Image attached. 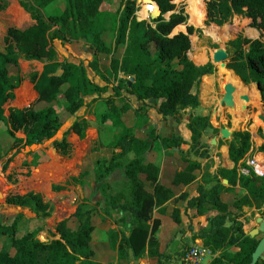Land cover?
Listing matches in <instances>:
<instances>
[{"label":"trees","instance_id":"16d2710c","mask_svg":"<svg viewBox=\"0 0 264 264\" xmlns=\"http://www.w3.org/2000/svg\"><path fill=\"white\" fill-rule=\"evenodd\" d=\"M52 1L20 0L23 16L21 27H9L2 37L4 50H0V121L6 125L12 141L6 150V155L10 156L3 162V170L7 169L14 154L22 146L44 144L48 140H53L52 146L62 156L69 157L74 153V144L66 134L70 130L81 134L90 126L87 119H77L61 139H54L63 121L53 102L63 96L65 109L74 115L86 104V97L98 95L103 90L88 76L84 62L76 64L57 59L54 46L56 39H87L96 53L112 52L108 73L115 77L119 73L132 77L130 85L129 78L121 80L127 91L138 100L160 99L158 112L163 117L176 116L182 110L200 105L199 96L193 88L202 78L213 74L217 67L211 61L196 63L189 57L192 46L190 35L197 28L186 25L185 29L173 33L179 25L187 24L184 11H174L176 0H152L156 5L154 13H159L158 17L151 18L152 23L132 17L135 10L133 0H125L118 15L101 9L105 0H66L61 13L46 17L42 9ZM201 1L205 4V0ZM6 7L5 3L0 5L2 10ZM234 14L251 18L253 27L264 30V0L207 1L209 23L223 25ZM108 16L112 19L115 31L113 50L107 46L104 38ZM21 55L28 59L46 61L41 72H35L29 77V86L36 98L27 105L16 101L21 78L15 79L10 74V66L19 65ZM88 66L99 72L97 59L90 61ZM219 68L226 74V80L230 75L237 74L245 84H258L264 103V40L243 37L229 52L226 64L219 63ZM38 104L41 106L37 107ZM106 104L107 112L101 114L102 123L109 122L121 128V132L110 143L113 150L119 151H114L109 159L97 160L99 177H108L116 170L123 177L116 183L113 192L104 193L103 209L100 212L105 215H111L114 211L120 213V222L126 231L111 232L113 247L117 246L120 256L129 258L132 253L139 257L148 253L151 257L161 258L163 253L159 250L156 236L160 219L154 217V209L174 196L173 186L189 184L201 173V161L191 158L190 151L195 156L207 154L208 145L202 141V136L211 125L209 116H190V140L179 134L160 137L167 149H182L184 144L189 146L188 150L180 153L187 166L175 171L170 183H167L160 179L159 165L147 160L146 153L155 138L154 129H150L146 136L138 135L123 121V114L130 109L128 104L118 105L113 95L106 98ZM18 132L24 136H18ZM227 144L229 158L235 166L231 169L220 167L215 175L217 182L210 188L205 187L207 181L203 180L199 184L198 195L189 202H196L199 214H203L202 204L205 202L213 205L217 211L209 217L208 229L196 236L203 238L204 244L212 252L220 251V255L210 264H251L252 254L260 238L251 237L244 231L243 226L237 222V210L245 206L258 209L264 206V175L257 176L253 172L244 174L240 171L241 167L246 166L245 158L251 147L249 131L234 130ZM259 150L264 151V143ZM130 153H133L132 158L129 157ZM72 178L77 180L76 177ZM221 179L227 180L231 186L243 188L246 193L232 204L224 201L222 193L227 187L222 185ZM148 182L152 184L151 188ZM52 189L60 192L67 187L53 184ZM6 203L27 208L40 220L50 217L52 211L50 202L41 192L33 189L25 193L19 190L8 192ZM97 213L96 207L78 205L73 213L78 220V227L71 228L68 219L64 218L57 223L52 238L46 240L38 237L41 227L33 228L31 220L24 219L22 213L11 217L0 215V264H97L95 250L91 247V233L95 228L93 217ZM172 216L176 222H181L179 209L175 208ZM233 246L238 248L236 252L228 250ZM255 264H264V257Z\"/></svg>","mask_w":264,"mask_h":264},{"label":"rangeland","instance_id":"374dc122","mask_svg":"<svg viewBox=\"0 0 264 264\" xmlns=\"http://www.w3.org/2000/svg\"><path fill=\"white\" fill-rule=\"evenodd\" d=\"M19 1L20 0H0V5L3 3L7 5L6 9H0V50H4L2 37L7 32L9 27H21L23 16L21 8L18 5ZM207 1L208 0H205V16L194 24L189 21V14L187 11L188 0L175 1L176 8L174 11L183 10L187 15V24L179 25L176 29H185L186 25H193L195 28H197V30L190 35L192 46L188 53L189 57L196 63H206L211 61L217 67V70L213 74L202 78L201 82L196 84L193 88V90L199 96L200 105L194 109H190V111L182 110L179 113V117H177V115L173 117H177L178 120H182L183 118H188V116L191 115L209 116L211 125L206 128L202 136V141L208 145V149H206L207 154L203 156H195L194 153L190 151V156L191 158L203 161L204 164L200 173L202 176L200 178L199 184L202 183L203 180H206L207 182L205 183V187L210 188L217 182L215 175L217 174L216 171L220 168L217 160L211 158L216 148V144L211 142L212 139L219 138V144H225L229 139H231L234 130H242L249 131L251 134V142L255 147H257V152H259L260 146L264 143V103L262 100L257 101L258 91L256 88H258V86L251 83L245 84L243 81L238 83L243 89H246L249 94L253 96V99L251 100L249 98V101L243 104L245 106V113H236L235 111H232L231 105L226 102L228 92L232 89V86L229 84L230 80H226V74L222 73L219 68V63H226L229 52L233 50L234 46L238 44L243 37L261 38L264 40V30H259L253 27L252 19L246 17L243 14H234L233 17H231L223 25H216L214 23L207 22ZM65 5L66 0H56L52 6L47 7L45 14L46 17H48L50 13H61ZM157 13L158 12L155 14ZM107 18V23L111 24V17L108 16ZM214 26H218L216 32L220 37L219 40L213 38L210 35V31ZM250 29L256 31H251ZM40 68L41 63H31L30 59L24 57L23 55L20 56L19 65L10 66L11 76L15 79L21 78V85L18 89L16 98V101L19 104L27 105L30 102H33V92L28 88L27 82H29V77L33 73L40 71ZM103 77H105V81L108 83L107 87H109L110 83H112L113 75H103ZM115 79L117 80V77ZM123 83L124 81L120 79L119 84L122 88L124 87ZM113 87L117 94L119 92L118 88L114 85ZM237 100L238 96L235 97V103L239 101ZM54 105L60 111L63 121L62 127L55 136L56 138H60L65 133V127H67L69 123H72L74 118L73 115L69 114L65 109L66 103L64 105L62 96H60L59 99L54 102ZM38 106H41V104H38L37 107ZM85 113L86 110L82 115ZM82 115L79 117H82ZM95 116L96 122L93 121L90 126H95L98 128V125L101 124L102 121L98 114ZM256 116L258 117L256 118ZM260 117L263 120H260ZM93 118L91 120H94ZM255 119L259 121V124L256 126H254V124L257 122ZM89 127L81 134H78L81 139L79 144H75L76 142L73 140L75 138L72 137L73 135H71V133L68 135L69 139L77 147V150L76 147H74V153L69 157L62 156L52 146V140H48L44 144L22 146L20 151L14 154L12 160L8 164L7 169L3 170V162L10 156L6 155V150L11 146L12 141L7 134L6 125L0 121V215L11 217L22 213L24 215V219L31 220V226L33 228L36 229L41 227L38 237L42 240L52 238V232L56 231L55 227L63 217H71L72 221L70 222V225L73 227V223L76 221V218L73 217V213L80 204L87 207H96L98 213L95 214V216L101 215V217L103 216V218H107L102 212L99 214L103 209V195L104 193L113 192L116 185H113V181L111 180L110 176L99 177L97 159H109L112 155L113 149L111 144H109L105 149L98 148V153L89 151V147L86 148L83 143L84 139H90L93 135H95L93 130H89ZM117 131L116 128H109L108 130L104 131V135L108 136L107 141H110L111 138L114 137V133ZM17 135L21 137L24 136L22 132H18ZM188 149V145H182V150ZM225 150L226 148L224 147L223 151ZM84 151L88 152L87 155L84 157L83 162L77 164V167L75 168V160L79 157H82L84 155ZM262 153H264V151ZM81 174L82 176H80ZM72 177L79 178L74 180ZM113 177L118 183L123 176L121 173V175L117 174ZM221 183L222 185L228 187L223 191L222 198L230 204L246 193V190L243 188L231 187L230 185H227V182H224L222 179ZM53 184L65 185L67 189L62 192H55L52 189ZM30 189L41 192L44 198L51 204V215L45 220L36 218L35 214H33L27 208L6 203V195L8 192L12 190H19L20 192L25 193ZM189 201L188 203L192 208V211L195 210L199 213L196 202L190 203ZM182 203L187 205V200L183 199ZM213 208V205H210V207L204 209L205 211L210 212ZM187 211L186 216L183 218L184 221L182 222L184 228L176 232V237L178 236L176 243L181 245L180 248H176V246L173 245V242L168 241V247H172L168 252L164 253L165 260H160L157 264H181L179 259V254L181 251L187 248L191 242L194 243L195 237L199 233L208 229L209 217L207 215L194 219L193 216H196V214H192V216L191 213ZM115 212L116 211H114L111 215H108V217L117 224L119 230L126 231V228L120 222V217H114ZM212 213L210 212V215H213ZM259 216L264 218V206L260 209L245 206L241 210H237V222L243 226V229L246 233H249L252 229L259 227V223L256 220ZM230 223L231 222H227V224ZM103 225L106 227V229H108V231L113 230L112 225H114V223L112 221L105 222ZM189 232H191V235H188ZM99 233H106V235H108L106 230L95 225V228L91 233L92 239L97 237ZM255 236L261 239L262 232H259ZM185 238H190L191 241L185 240ZM1 241L2 236L0 235V247L2 245ZM92 246L95 247L91 243V247ZM228 250L231 252H236L238 248L233 246L228 248ZM219 255L220 251H217L216 256ZM96 257L97 260H104L103 255H98V253Z\"/></svg>","mask_w":264,"mask_h":264},{"label":"crops","instance_id":"0c3cea01","mask_svg":"<svg viewBox=\"0 0 264 264\" xmlns=\"http://www.w3.org/2000/svg\"><path fill=\"white\" fill-rule=\"evenodd\" d=\"M56 0H53L51 4L43 8L44 15L46 14V9L49 6H52L55 3ZM125 0H106L103 2L101 9L105 11H109L113 15L119 14V9H122L124 6ZM105 4V5H104ZM20 6V4L18 3ZM64 9V8H63ZM51 15L59 14V13H50ZM46 16V15H45ZM16 17V16H15ZM108 21V20H107ZM106 27V34H105V41L109 48L112 50L115 46V31L113 29V24L105 23ZM54 46L57 51V59L59 61H69L76 64H79L80 62H84L86 68H87V74L88 76L93 79L97 84L103 87V90L97 95L94 96H88L86 97V104L80 108L77 113L73 115L74 121L77 119L85 118L89 121L90 125L93 123V121L96 122V116L99 115L101 117L102 113L107 112V104H106V98L109 95H113L115 98V101L118 105L128 104L130 106V109L123 114V121L124 124L128 127H132L135 132L140 136H146L147 132L150 129H154V135L155 138L153 139L150 149L146 153L147 160L155 162L160 167V179L164 182L170 183L175 171L184 169L187 166V163L183 161L181 157V152H183L182 149L175 150L173 149H167L163 146L160 137L163 136H171L173 134H179L181 137H183L186 140H190L191 138V130L188 128V118H183L182 120H178L177 117L180 116V114L177 115V117L168 116L163 117L161 113L158 112V104L160 102V99H147L145 101L138 100L134 94H131L127 91L125 87H120L119 81L122 78H129L128 76H125L122 73H119L115 79V75L113 74L112 83H110L109 87H107L108 83L105 81V77L103 75L108 76V69L110 67V60L112 57L111 53H96L95 49L91 45V42L87 39H80V40H72V41H61L59 39L54 40ZM94 59H97L98 61V68L99 72L93 71L91 67L88 66V63L90 61H93ZM31 63H41L40 71H42L43 65L46 61L37 60V59H30ZM92 74V76H91ZM94 76V78H93ZM255 84V83H251ZM118 88L119 92L116 94V91H114V87ZM28 88L33 92V90L29 86V82H27ZM257 89V95L258 100H261V94L259 88ZM260 96V97H259ZM34 100L36 98L35 93L33 92ZM63 97V96H62ZM93 97H96L95 100H93ZM33 100V101H34ZM120 100V101H119ZM55 102V101H54ZM53 106L56 107L54 105ZM63 103L65 105V100L63 98ZM66 107V105H65ZM57 108V107H56ZM58 109V108H57ZM86 110V113L84 111ZM190 111V109H185L184 111ZM82 117H79L81 116ZM94 117V118H93ZM258 116H256L257 118ZM94 120H91V119ZM261 118V117H260ZM72 119V117H71ZM260 120H263L262 118ZM73 121V122H74ZM72 122V123H73ZM69 123L67 127H65L64 132L67 131L71 124ZM66 124V123H65ZM259 122L257 121L254 126L258 125ZM102 126V127H101ZM109 128H116V133H114V137L121 132V128L111 125V123H101L98 125V128L95 126H90L89 130H93L95 135H93L90 139H84L83 143L85 147H89V151H93L98 153V148L105 149L108 147V145L113 141L114 137L111 138L110 141H107V135H104L106 130ZM59 132V131H58ZM71 133L75 139H73L76 143L79 144V141L81 142L80 136L70 130V132L67 135V138L70 142H72L68 135ZM60 138H54V139H61ZM216 148L211 156V158L216 159L217 163H219V167H225V168H233L235 166V163L231 161L229 158V150H228V144H219V138H216ZM53 141V140H52ZM73 143V142H72ZM74 144V143H73ZM100 146V147H99ZM74 147H76L74 145ZM79 147V146H78ZM226 148L225 151H223V148ZM55 149V148H54ZM56 150V149H55ZM77 150V147H76ZM57 151V150H56ZM114 151H119V149L112 150V153ZM87 151L83 152V156L77 158L75 161L74 167H77V164L82 163L84 157L87 155ZM260 154L259 153V158ZM129 157H133V153L129 154ZM101 159V158H100ZM263 159V158H262ZM98 160V159H97ZM216 163V165H217ZM203 161H201V165L203 166ZM218 170L216 171V173ZM117 174L121 175V172L119 170L114 171L110 174V178L113 181V185H116L117 180L113 176H116ZM201 174H199L198 178L186 185H179V186H173L174 190V196L168 200L164 205L157 207L154 209V217L160 219V226L157 230V237L159 240V250L161 253H163V256L161 258L159 257H151L148 255V253H145L142 256L135 257L130 253L129 258L120 256L117 246L114 248L112 244V238H111V232L119 231L117 224L108 217V215H105L107 218H103V216H95L93 217L95 225L99 226L100 228L107 231L106 233H99L97 237L92 239L91 243L95 247L92 246V248L95 250V253L97 255H103L104 260H97V264H153V263H159L160 260H165L164 253L168 252L172 246L167 245V242H173V245L176 246V248H180L181 245H178L179 243H176L177 237L176 232L178 230H182L184 228V225L182 222L184 221V217L186 216V211L192 214H196V216H193L194 219L200 217V216H208L211 217L210 212L213 215L217 213V211L213 208L212 211L207 212L204 208L210 207V203L205 202L203 203V214H199L198 211L193 210L190 207L188 201L198 195V188H199V181L201 178ZM224 181V179H222ZM227 185L228 182H227ZM149 188L152 187V184L148 182ZM231 186V185H230ZM231 187H239V186H231ZM228 188V187H227ZM56 192V191H55ZM62 192V191H60ZM223 195V194H222ZM187 200V205L182 203V200ZM225 201V200H224ZM185 202V201H184ZM227 202V201H226ZM177 208L180 211V217L181 222L178 223L173 219V210ZM191 209V210H190ZM215 210V211H214ZM101 214V212L99 213ZM75 217V216H73ZM114 217H120V213L115 212ZM66 217H63L64 219ZM68 218V217H67ZM76 218V217H75ZM72 221V218H68V225L71 227L70 222ZM112 221L114 225H112L113 230L108 231L106 227H104L103 224L105 222ZM209 221V219H208ZM74 226L71 228H77L78 227V220L76 218V221L73 223ZM181 228V229H179ZM187 232V231H186ZM188 235H191V232L188 233ZM185 240L191 241L189 238H185ZM200 243L204 240L201 237H195L194 243ZM191 244H193L191 242ZM185 249L181 251L180 255L184 252ZM97 258V257H96ZM100 258V257H98Z\"/></svg>","mask_w":264,"mask_h":264},{"label":"built area","instance_id":"2783aa9c","mask_svg":"<svg viewBox=\"0 0 264 264\" xmlns=\"http://www.w3.org/2000/svg\"><path fill=\"white\" fill-rule=\"evenodd\" d=\"M133 1L135 2V10L132 17L139 21L148 20L151 22V14L156 7L155 3L152 0ZM143 13H145V16H143ZM257 151V147L251 142V147L245 158L246 166L240 168L242 173L249 174L250 172H253L257 176L264 175V161L258 157L261 151ZM215 256L216 252H212L203 242H196L185 248L179 259L181 264H210Z\"/></svg>","mask_w":264,"mask_h":264},{"label":"bare ground","instance_id":"6f19581e","mask_svg":"<svg viewBox=\"0 0 264 264\" xmlns=\"http://www.w3.org/2000/svg\"><path fill=\"white\" fill-rule=\"evenodd\" d=\"M188 14H189V21L194 24L197 23L200 19H202L205 16L206 13V6L204 3H202L201 0H188ZM143 16H145V13H143ZM218 26H214L212 30L210 31V35L219 40V35L216 32ZM254 29V28H253ZM251 31H256V30ZM178 29H175L173 33H175ZM222 40V39H221ZM225 50V49H224ZM226 51V50H225ZM219 52V51H218ZM217 52V53H218ZM227 56V55H226ZM230 80L229 84L232 86V89L228 92V95L231 97V109L232 111H235L236 113H245V106L243 105L245 100L241 99V95H248V97L252 100L253 96L249 94V92L246 89H243L240 84L242 80L237 74H232L228 77ZM235 81V82H234ZM210 83V82H209ZM238 96V102L235 103V97ZM241 103V104H240ZM260 156L263 158L264 154H260ZM259 158L264 161V159Z\"/></svg>","mask_w":264,"mask_h":264},{"label":"water","instance_id":"95a60500","mask_svg":"<svg viewBox=\"0 0 264 264\" xmlns=\"http://www.w3.org/2000/svg\"><path fill=\"white\" fill-rule=\"evenodd\" d=\"M159 16V13L155 14L154 12L151 14V18H156ZM226 64V63H225ZM133 81V78H129L128 79V84L130 85ZM258 86V84H256ZM259 88V86H258ZM241 99L245 100V101H249V97L248 95H241ZM226 102L228 104L231 103V97L230 95H228V97L226 98ZM228 136V135H227ZM213 144L216 143V139H212L211 141ZM175 150H178V148H175ZM224 182H227V180H224ZM257 222L259 223V227L258 228H254L252 229L249 234L251 237H254L255 235H257L259 232H262V237L257 245V247L255 248L253 254H252V262L251 264H255L260 258L264 257V218L259 216L257 217Z\"/></svg>","mask_w":264,"mask_h":264}]
</instances>
